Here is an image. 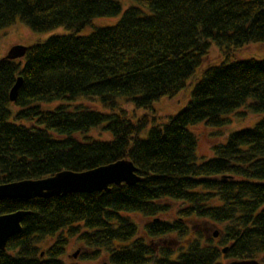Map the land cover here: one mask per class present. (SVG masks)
<instances>
[{"label": "trees", "instance_id": "trees-1", "mask_svg": "<svg viewBox=\"0 0 264 264\" xmlns=\"http://www.w3.org/2000/svg\"><path fill=\"white\" fill-rule=\"evenodd\" d=\"M134 1L150 13L122 11L118 0H0V29L16 17L34 32L74 29L27 47L22 60L0 59V184L121 159L141 178L107 192L0 199V215L29 211L20 233L0 250V264H84L101 257L109 264L264 262V58H233L251 43L264 44V0ZM119 15L114 26L76 34L96 18ZM212 43L222 62L202 70L186 106L163 124L155 110L134 120L115 112L119 98L141 108L174 98L209 60ZM95 99L108 112L82 104L39 107ZM240 108L263 117L199 161L189 128L224 126ZM95 128L111 139H94ZM131 215L144 219L142 227ZM49 238L51 244L39 246ZM71 239L83 251L66 262Z\"/></svg>", "mask_w": 264, "mask_h": 264}, {"label": "rangeland", "instance_id": "rangeland-1", "mask_svg": "<svg viewBox=\"0 0 264 264\" xmlns=\"http://www.w3.org/2000/svg\"><path fill=\"white\" fill-rule=\"evenodd\" d=\"M118 1L121 4L122 11H125L129 7H138L143 11V13L146 14L150 13V11L147 8L139 6L138 3H136L134 0H118ZM14 19L15 20L11 25L3 29H0V59L4 58L8 49L12 45L19 44L25 47H30V46L32 47V45H35L37 43H42L47 39L51 38L52 36H57V35L63 36V34L71 33L74 30V29L58 26L47 31L34 32L28 29V27L19 19V17H16ZM119 19H120V15L116 17L103 16V18H96L91 22V24L86 25L84 28L77 31L76 34L79 36H88L98 28L111 27L114 26V24L116 25ZM233 58L262 60L264 58V44L251 43L241 48V50L240 49L237 50ZM222 60L223 57L221 51L217 46H215L212 43L209 49V60L204 62L201 68H198L196 72H194V75L190 79H188V81L185 83L186 86L178 94H176L174 98L171 99L162 98L159 101L154 102L151 105V108L136 107L132 101H126L124 98H119L116 101L117 109L115 112L119 114V110L122 109L130 118L134 120L146 114L150 117L151 111L155 110L156 116L162 119V120H158L157 124H163V120L165 121L167 117L176 114L186 106L185 104H187L191 91L195 86L197 79L200 78L202 70L209 65H217L221 63ZM79 104L86 106V108L89 107L90 109H96V110L98 109L99 111L102 112H108V110L103 109V106L98 99L92 101L80 100L71 103H67L61 100H57V101L55 100L50 103H39V107L42 111H52L54 109L56 110L58 106L67 105L70 106L69 110H72L73 108L71 106L79 105ZM262 117L263 114L251 113L248 112V110L245 108L244 109L240 108L237 109L232 114H230L229 116H227L229 122L224 126L208 127L202 125V123L196 124L195 126L192 125V127H190L189 129L192 132V134H194L197 137L196 146H197L198 160L201 161L211 158L212 146L216 144H222L223 142H225L230 133L243 129L245 130L248 128H252L257 123V121H259ZM152 125L153 122L150 120L148 128L151 127ZM147 130L148 129L142 132L140 138H145L147 136ZM89 135L97 140L111 139L110 132L100 128L91 129ZM131 218L139 227H142V225L145 223L144 219L139 215H131ZM165 218H167V216ZM51 243H52V238H49L45 241V243L39 244V246L42 248H46ZM76 251H78L77 255H79V253L83 251V247L74 239H71L69 245L66 247V252L65 255L63 256L64 260L66 262H70L74 260L78 261V256L75 255L76 257H74L72 255ZM227 262L228 261L222 260V264H225ZM84 264H109V262L105 257H101L98 260L85 261Z\"/></svg>", "mask_w": 264, "mask_h": 264}, {"label": "water", "instance_id": "water-1", "mask_svg": "<svg viewBox=\"0 0 264 264\" xmlns=\"http://www.w3.org/2000/svg\"><path fill=\"white\" fill-rule=\"evenodd\" d=\"M27 47L12 45L4 59L17 60L25 56ZM22 79L18 77L10 90L9 100L15 101ZM137 168L130 160L121 159L88 171L74 172L62 170L42 179H27L0 184V199H33L65 196L71 193H91L109 191L110 185H134L141 178ZM29 211L18 210L0 215V250H4L7 241L20 233L21 223ZM217 233L213 234L216 237ZM225 252V249L223 250ZM77 251L73 254L76 257ZM225 264H264L256 259L230 260Z\"/></svg>", "mask_w": 264, "mask_h": 264}]
</instances>
